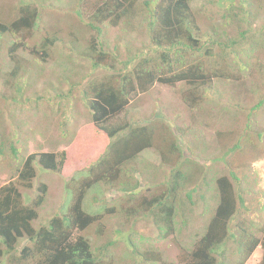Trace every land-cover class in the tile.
Returning a JSON list of instances; mask_svg holds the SVG:
<instances>
[{
    "label": "rangeland",
    "instance_id": "obj_1",
    "mask_svg": "<svg viewBox=\"0 0 264 264\" xmlns=\"http://www.w3.org/2000/svg\"><path fill=\"white\" fill-rule=\"evenodd\" d=\"M99 1L0 0V22L11 24L17 21L23 16L21 7L30 6L32 10L35 8L39 12L36 31L41 30L40 33L27 35L21 32L15 35L0 34V151L3 150L4 154H0V188L17 180L18 169H22V164L32 154H60L67 151L72 157L62 172L43 171L36 165L37 175L33 179L32 188L23 190V199L32 202L38 196V186L47 185L45 202L38 209L39 219L34 222L36 226L47 223L65 211L64 207L70 205L72 194L77 190L76 183L85 179L87 169L99 159L109 143L107 138L103 139L94 133L90 113L82 97L87 82L110 74L105 69L94 70L92 63L84 55V49L92 34L82 22H86L91 10ZM261 2L262 8H258L259 3L256 2L253 10L259 16V23L253 24L255 29L264 26V0ZM80 3L85 4L82 9ZM230 3L231 0H193L198 10L197 24L204 33L203 44L206 43V46L211 37L209 35L214 31L217 33L214 38H217L222 36L223 30H228L222 18ZM149 16L144 0H138L133 7L128 8L126 21L115 27L106 25L100 40L105 51L114 53L112 55L115 56L119 53V58L140 52L147 56L151 45L147 22ZM56 21L61 25L69 24L67 33L63 32L66 43L55 45L49 50L50 57L46 61L36 63L35 57L29 53L30 48L39 47L41 51L44 49L41 43L46 37V29L51 25V28L54 27ZM73 37H81V42H74ZM14 43H26V48L11 52V45ZM210 51L219 53L220 49ZM247 51L240 57L248 61L251 67L245 70L237 69L235 63L231 62L232 59L223 65L230 76L229 79H215L213 83L199 90H193L183 84L174 87L157 84L148 93L141 94L132 101L126 113L121 116L124 121L143 125L144 119H155L157 121L154 125L163 126L166 131L170 127L174 138L177 134H183V150L191 163L184 167L190 177L183 189H179L180 196L186 201L190 190L197 184L201 186L193 194L194 212L187 226L182 230L180 226L173 229L167 226L168 235L162 238L166 230H159L154 217L136 221V217L128 213L129 207L135 208L142 203V199L148 195V188L155 189V185H160L168 172H171L172 167L161 162L156 149L144 151L113 184L116 189L100 183L87 192L84 207L88 212L97 213L103 206L101 220L81 234L90 240L94 248L103 246L110 239H117L115 231L123 226L125 231H133L138 252L156 255L159 259L156 264H184L189 260L190 241L195 238L198 240L204 234L219 201L217 179L225 176L227 170L224 163L216 160H222L224 151L236 143L240 144V149L234 156H230L228 161L243 180L241 189L244 191L246 207L239 213V219L235 222L240 224H234L232 228L236 240H229L218 251L215 256L217 264H240L245 253L238 251L240 246L237 241L244 238L249 243L254 236L263 237L264 105L256 111L252 109L264 96V49L259 52L261 55L253 57L252 54L248 56ZM202 60L209 62V59ZM70 89L72 93L67 100L65 112L67 123L62 126V122L59 126V119L49 111L58 94L65 95ZM192 94L201 104L196 109H191L184 100L185 96ZM13 107L17 108L14 113ZM248 113L252 114L254 119L248 131L249 136H246L241 130L245 131ZM47 114H50L51 118ZM52 118L56 119L55 125L51 124ZM81 135H85L86 139L88 138L87 143L94 148L86 147V152L85 146H81L78 148V154L74 143ZM78 144L84 145V141ZM12 146L16 148L17 156L12 152ZM86 158L88 160L85 162ZM135 171L140 177L138 173L135 175ZM203 176L206 178L202 179ZM138 182V198L129 205L125 193L120 190L123 186L129 189ZM69 186L72 188H67ZM105 205L107 209L113 207L114 213H104ZM140 212L149 213L147 204ZM179 229L181 232H178ZM26 244V240L21 242V246ZM111 250L115 264H136L132 249L122 241L117 248ZM224 251L226 253H223ZM262 256L263 249L258 247L245 264H260ZM2 259L0 257V264H7L2 262Z\"/></svg>",
    "mask_w": 264,
    "mask_h": 264
},
{
    "label": "trees",
    "instance_id": "obj_2",
    "mask_svg": "<svg viewBox=\"0 0 264 264\" xmlns=\"http://www.w3.org/2000/svg\"><path fill=\"white\" fill-rule=\"evenodd\" d=\"M137 1L100 0L91 10V15L86 22H82L92 34L89 44L84 49L85 57L92 63L94 70L100 68L110 72L107 76L97 77L87 82L82 93L83 102L90 113L94 133L109 140L105 151L87 169V175H85L87 178L81 180V183H76L77 190L72 194L70 205L64 207L65 211L41 226L34 225V222L39 219L38 209L45 202L47 185L38 186V196L32 202L24 200L23 190L32 188L33 179L37 175L36 165L43 171L62 172L63 167L68 161L71 162L72 157L67 151L60 154L47 152L32 154L25 160L22 169H18L17 180L0 188L2 262L7 264H115L116 260L111 255V249L117 248L122 241L124 245L132 249L136 264H156L159 260L156 255L138 252L133 231L129 229L125 231L123 226L115 231L117 239H110L99 248H94L90 240L81 235L101 220L103 211V206L97 213H90L85 209L84 200L87 192L100 183L116 189L113 184L118 181L123 172L125 173V169L136 162L144 151L150 149H156L159 152L161 162L165 166H171V172H168L169 174L160 185H155V189L148 188V195H145L142 203L135 208L129 207L128 213L133 214L136 221L154 217L159 230L163 231L167 226L172 229L180 226L181 230L187 226L194 212L193 194L201 185L197 184L193 190H190L187 194L188 200L185 201L180 196L179 189H183L190 177L184 167L191 163L190 158L185 155L186 151L183 150V134L179 136L177 134L174 138L171 128L168 127L166 131L163 126L156 127L155 119H144L143 125H136L128 120L124 121L121 116L126 113L132 101L139 95L148 93L157 84L171 87L183 84L193 90H199L213 83L215 79L230 78L223 68L229 59H232L231 62L235 63L237 69L245 70L251 67L250 63L241 59L240 56L245 50H248V56L249 54H252V57L261 55L259 52L264 49V26L256 29L253 27V24L259 23L258 14L253 11L255 4L258 2V8L261 9L262 2L261 0H231V5L225 9L227 13L222 18L228 30H223L222 36L217 38H214L217 34L215 31L210 33L211 37L206 46V43L203 44L204 33L197 24L198 10L193 0H144V5L150 14L147 18L152 45L149 46L150 52L147 56L140 52L119 58V53L115 56L112 55L114 53L106 52L100 40L105 32V26L115 27L126 21L128 8L133 7ZM85 4L80 3V9ZM21 13L23 16L11 24L0 22V34L15 35L21 32L27 35L41 32V30L36 31L40 17L37 9L32 10L30 6H22ZM51 26L46 29V35L44 34L46 37L41 43L44 49L41 51L39 47L30 48L29 53L35 57L36 63L46 61L50 57L49 50L52 47L66 43L63 32L67 33L69 24L61 25L56 21V27L51 28ZM73 39H75L74 42H81V37H73ZM25 44H12L11 52H19L20 48L25 49ZM125 47L127 49L126 45ZM244 47L247 49H242ZM217 48L220 49L219 53L210 51H216ZM203 58L209 59V62L202 60ZM71 93L72 89L65 95L58 94L52 101L49 113H53V116L59 119V126L62 122V126L67 123L65 112ZM193 95L185 96L184 100L191 109H196L201 104ZM38 102L40 103V100ZM263 105L264 96L252 111L260 109ZM18 107L20 108L19 105ZM16 111L17 108L13 107V113ZM47 115L50 117V114ZM253 119V115L248 113V122L245 131L241 130L242 134L249 136L248 131ZM55 120L52 118V125H55ZM87 139L85 135L79 136L76 144L74 143V149L78 151L81 146H85V151L86 147L94 148L87 143ZM83 141L84 145L78 144ZM239 149L240 144L236 143L224 151L222 160H216L227 166H225L227 174L218 178L216 183L219 201L204 234L200 236V239L195 238L190 241L189 260L184 264H217L215 256L218 251L229 240L237 238L232 228L239 219V213L246 207V200L244 191L241 189L243 180L231 168L228 159ZM11 150L17 156L18 152L14 146ZM77 153L80 154L79 151ZM0 154L4 155L3 150ZM87 160L88 158L84 159L85 162ZM136 173L138 172L135 171V175ZM205 178L206 176L202 177V179ZM163 188L165 190H158ZM138 190L139 182L129 189L123 186L120 191L125 193L126 201L131 205V202L133 204L138 198ZM145 204L148 206L149 213L140 212ZM106 212L113 214V207L107 209L105 205L104 213ZM238 224L240 223L237 222L235 225ZM181 230L179 229L178 232ZM261 232L264 234V229ZM167 235L166 230L162 238H166ZM25 240L27 244L21 246V242ZM237 242L240 246L238 251L245 253L240 264H245L258 247L263 249L260 264H264V235L262 238L252 237L249 243L244 238Z\"/></svg>",
    "mask_w": 264,
    "mask_h": 264
}]
</instances>
